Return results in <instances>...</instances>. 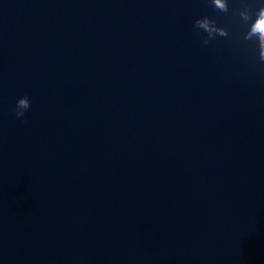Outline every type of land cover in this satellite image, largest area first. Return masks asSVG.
<instances>
[{"label":"water","instance_id":"95a60500","mask_svg":"<svg viewBox=\"0 0 264 264\" xmlns=\"http://www.w3.org/2000/svg\"><path fill=\"white\" fill-rule=\"evenodd\" d=\"M244 31L207 0H0V264H264Z\"/></svg>","mask_w":264,"mask_h":264},{"label":"clouds","instance_id":"9594fccd","mask_svg":"<svg viewBox=\"0 0 264 264\" xmlns=\"http://www.w3.org/2000/svg\"><path fill=\"white\" fill-rule=\"evenodd\" d=\"M207 3L217 13L231 12L233 17L238 18L239 23L245 28L243 41L255 49L260 71L264 74V0H241L240 7L231 9L229 0H207ZM194 27L204 34L202 39L204 46L217 37L227 39L230 36L227 27L219 26L215 19L207 15L197 18ZM30 107L31 101L27 96L19 98L15 105L16 117L23 118Z\"/></svg>","mask_w":264,"mask_h":264}]
</instances>
